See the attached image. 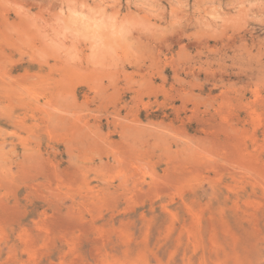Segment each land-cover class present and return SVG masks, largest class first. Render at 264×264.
Returning a JSON list of instances; mask_svg holds the SVG:
<instances>
[{
  "label": "rangeland",
  "instance_id": "1",
  "mask_svg": "<svg viewBox=\"0 0 264 264\" xmlns=\"http://www.w3.org/2000/svg\"><path fill=\"white\" fill-rule=\"evenodd\" d=\"M0 264H264V0H0Z\"/></svg>",
  "mask_w": 264,
  "mask_h": 264
}]
</instances>
